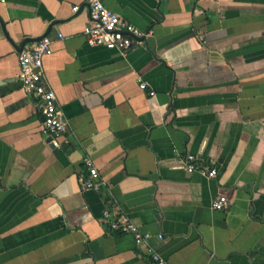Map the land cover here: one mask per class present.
<instances>
[{"label":"crops","instance_id":"0c3cea01","mask_svg":"<svg viewBox=\"0 0 264 264\" xmlns=\"http://www.w3.org/2000/svg\"><path fill=\"white\" fill-rule=\"evenodd\" d=\"M101 1L142 34L124 54L87 46L85 0L0 3V264H153L104 211L165 264H264V0ZM46 32L59 148L17 78L21 43Z\"/></svg>","mask_w":264,"mask_h":264},{"label":"built area","instance_id":"2783aa9c","mask_svg":"<svg viewBox=\"0 0 264 264\" xmlns=\"http://www.w3.org/2000/svg\"><path fill=\"white\" fill-rule=\"evenodd\" d=\"M4 2L5 0H0V3ZM85 2L91 21L89 25L84 27L82 32L87 46L102 47L117 51L120 54L131 50L133 42L142 35L140 30L108 10L101 0H85ZM78 10V6L71 9L73 13ZM57 38L61 39L62 35L58 34ZM52 43L53 39L51 37L44 36L22 50L17 59L19 68L17 78L23 92L36 98L44 131L49 135L51 145L54 148H59L60 139L66 132L67 124L57 107L54 92L44 81L43 72V59L51 55ZM139 88L146 91L147 84L142 82L139 84ZM154 95L153 91L149 92V96L153 97ZM85 166L87 176L81 175L79 183L84 190L98 192L103 185V182L99 180V173L90 160L85 161ZM183 166L187 173L197 171L207 179H214L217 175L214 168L202 164L196 165L195 158L192 155L184 157ZM227 207L228 201L224 196L217 197L211 202V208L217 212H222ZM103 218L106 220L110 232L129 235L136 246L145 247V252L153 264H165L160 254L151 247L149 237L143 234L128 218H111L107 211L103 212ZM158 238L161 239V236H158Z\"/></svg>","mask_w":264,"mask_h":264},{"label":"water","instance_id":"95a60500","mask_svg":"<svg viewBox=\"0 0 264 264\" xmlns=\"http://www.w3.org/2000/svg\"><path fill=\"white\" fill-rule=\"evenodd\" d=\"M47 34V32L43 35V36H41V37H39V38H25L24 40H23V42L21 43V46H20V49L22 50V48H23V46L26 44V43H32V42H37V41H39L42 37H44L45 35ZM50 138L48 139V142H50Z\"/></svg>","mask_w":264,"mask_h":264}]
</instances>
